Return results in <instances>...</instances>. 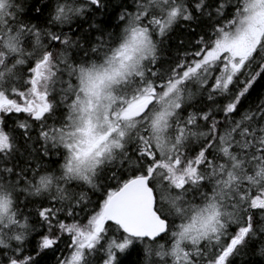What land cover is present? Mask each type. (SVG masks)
I'll use <instances>...</instances> for the list:
<instances>
[{
  "label": "snow or ice",
  "instance_id": "snow-or-ice-1",
  "mask_svg": "<svg viewBox=\"0 0 264 264\" xmlns=\"http://www.w3.org/2000/svg\"><path fill=\"white\" fill-rule=\"evenodd\" d=\"M264 264V0H0V264Z\"/></svg>",
  "mask_w": 264,
  "mask_h": 264
},
{
  "label": "trees",
  "instance_id": "trees-1",
  "mask_svg": "<svg viewBox=\"0 0 264 264\" xmlns=\"http://www.w3.org/2000/svg\"><path fill=\"white\" fill-rule=\"evenodd\" d=\"M53 264H54V261H53Z\"/></svg>",
  "mask_w": 264,
  "mask_h": 264
}]
</instances>
